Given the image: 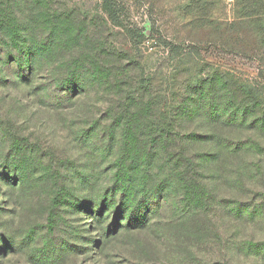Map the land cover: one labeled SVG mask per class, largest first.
Returning <instances> with one entry per match:
<instances>
[{
  "label": "rangeland",
  "instance_id": "rangeland-1",
  "mask_svg": "<svg viewBox=\"0 0 264 264\" xmlns=\"http://www.w3.org/2000/svg\"><path fill=\"white\" fill-rule=\"evenodd\" d=\"M51 2L55 20L67 24L60 23L70 44L77 46L70 57L79 54L82 65L96 72L97 83L90 95L68 94L67 88L72 90L80 80L77 73L66 81L68 85L51 89L50 101L42 105L30 99L28 92H36L50 69L69 72L65 54L59 52L65 58L41 66L42 74L31 89L22 83L26 60L8 71L3 57L0 143L7 146L21 138L23 149L18 158L23 162L25 188L6 196L0 191L4 212H12L13 202L23 207L13 217L0 213V224L14 220L40 232L33 252L20 261L11 257L0 264H98L93 252L86 251L90 247L86 245L87 227L97 220L90 215V205L105 199V185L124 157V140L116 146L109 134L105 136L111 123L104 117L101 101L105 95L111 98L105 82H120L115 98L118 93L127 97L135 88H143L144 93L157 97L155 104L162 112L179 107L180 99L187 97L205 100L212 108L213 79L221 93L232 97L230 107L243 96L249 118L258 110L260 120L258 133H245L249 143L242 173L232 170L231 184L236 189L232 188L230 198L237 205H232L227 240L215 247L213 261L264 264V0H115L117 24L108 19L103 0ZM11 45L8 41L7 47ZM131 140L128 146L142 147ZM4 161L0 156V166ZM242 184L245 189L239 192ZM239 202L244 204L242 216ZM97 209L94 205L92 211ZM98 236L94 232L90 238L97 240ZM58 242L64 247L57 245L52 251ZM48 249L51 253L45 255Z\"/></svg>",
  "mask_w": 264,
  "mask_h": 264
},
{
  "label": "trees",
  "instance_id": "trees-1",
  "mask_svg": "<svg viewBox=\"0 0 264 264\" xmlns=\"http://www.w3.org/2000/svg\"><path fill=\"white\" fill-rule=\"evenodd\" d=\"M116 7L115 0H103L113 24L119 21ZM55 13L51 0H0V64L5 57L11 71L13 64L26 60L22 80L25 89H31L42 74V65H52L61 54L68 59V73L50 69L44 82L35 87L36 92L27 91L30 99L42 105L50 101L51 89L68 85L66 81L77 73L80 80L71 84L72 90L67 88V93L72 91L77 98L90 95L97 83L96 72L90 65H82L79 54L70 57L77 46L70 44ZM8 41L12 43L9 47ZM216 84L213 79L212 108L205 100L187 97L180 99L179 107L162 113L155 104L157 97L144 93L143 88H135L127 97L118 93L119 101V96L113 95L120 82H105L106 94L108 89L111 97L101 99L104 117L107 123L111 121L105 136L109 134V141L116 146L124 140V157L105 185V199L90 205V215L97 220L87 227L86 245L90 247L86 251L93 252L98 264H220L213 261L215 247L227 240L232 205H237L230 198L232 188L236 189L231 184L232 170L235 168L233 174L242 173L248 150L245 145L249 143L245 133H258L260 120L258 110L249 118L243 96L236 99L234 108L230 107L232 97L222 94ZM125 87L131 88L129 84ZM132 137L141 148L127 145ZM13 142H7V146L0 143V156L5 158L0 166L3 196L9 191L21 193L25 188L23 162L18 158L22 140L14 138ZM133 152L135 157L131 158ZM244 189L243 184L238 188L239 192ZM239 204L242 216L244 204ZM94 205L98 207L96 212L92 211ZM11 207L12 212L0 208V213L13 217L19 207L23 209L16 202ZM27 227L14 220L0 224V261L11 257L20 261L34 251L40 231ZM54 229L61 232L60 227ZM94 232L99 234L97 240L90 238ZM57 245L64 247L63 242L55 244L52 251ZM43 253L48 255L51 250Z\"/></svg>",
  "mask_w": 264,
  "mask_h": 264
}]
</instances>
